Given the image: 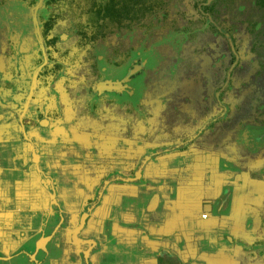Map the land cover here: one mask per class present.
<instances>
[{
    "label": "rangeland",
    "instance_id": "obj_1",
    "mask_svg": "<svg viewBox=\"0 0 264 264\" xmlns=\"http://www.w3.org/2000/svg\"><path fill=\"white\" fill-rule=\"evenodd\" d=\"M47 1L0 0V124L25 129L21 140L30 128L54 129L69 146L64 161L101 157L105 171L116 156L137 164L166 151L218 156L223 174L264 201L263 11L220 5L214 19L183 0L149 31L89 46L93 74L75 36L46 45ZM260 247L244 248L245 264H264Z\"/></svg>",
    "mask_w": 264,
    "mask_h": 264
},
{
    "label": "crops",
    "instance_id": "obj_2",
    "mask_svg": "<svg viewBox=\"0 0 264 264\" xmlns=\"http://www.w3.org/2000/svg\"><path fill=\"white\" fill-rule=\"evenodd\" d=\"M24 130L0 124V264H245L263 242L264 201L218 156H116L105 171L64 161L56 130Z\"/></svg>",
    "mask_w": 264,
    "mask_h": 264
},
{
    "label": "trees",
    "instance_id": "obj_3",
    "mask_svg": "<svg viewBox=\"0 0 264 264\" xmlns=\"http://www.w3.org/2000/svg\"><path fill=\"white\" fill-rule=\"evenodd\" d=\"M182 1L48 0L49 17L44 21L42 36L48 47H57L61 42H65L64 37L68 40L75 36L73 47L85 51L86 59L94 61L92 63L95 68L93 74H96L97 60L91 54V50H88L89 46L100 45L120 32H131L137 28L149 31L156 25L154 20L160 16L164 18V15H170V11ZM196 2L202 5L203 10L210 13L214 19L220 16V5L231 9L234 4L238 3L240 5L251 3L255 9L263 11L264 15V0H214L207 6L204 4L208 0H197ZM257 25L258 22L253 24L254 27ZM172 28L178 29L177 25H173ZM261 223L264 229V208L261 213ZM263 244L264 241L261 245Z\"/></svg>",
    "mask_w": 264,
    "mask_h": 264
},
{
    "label": "water",
    "instance_id": "obj_4",
    "mask_svg": "<svg viewBox=\"0 0 264 264\" xmlns=\"http://www.w3.org/2000/svg\"><path fill=\"white\" fill-rule=\"evenodd\" d=\"M214 0H208V2L206 3V5H209V4H211L212 2H213ZM211 18V17H210ZM139 70V69H138ZM137 71V70H136ZM135 71V72H136ZM46 123V122H45ZM85 218H86V215H84L83 217H82V219H81V225H80V228H81V226H83L84 225V223H85ZM77 230H79V228L77 229Z\"/></svg>",
    "mask_w": 264,
    "mask_h": 264
},
{
    "label": "flooded vegetation",
    "instance_id": "obj_5",
    "mask_svg": "<svg viewBox=\"0 0 264 264\" xmlns=\"http://www.w3.org/2000/svg\"><path fill=\"white\" fill-rule=\"evenodd\" d=\"M24 1H26V0H24ZM210 5V4H209ZM258 142H264V138L263 139H261V140H259ZM262 226V225H261Z\"/></svg>",
    "mask_w": 264,
    "mask_h": 264
},
{
    "label": "built area",
    "instance_id": "obj_6",
    "mask_svg": "<svg viewBox=\"0 0 264 264\" xmlns=\"http://www.w3.org/2000/svg\"><path fill=\"white\" fill-rule=\"evenodd\" d=\"M208 217V215H207V213H205L204 215H203V218H207Z\"/></svg>",
    "mask_w": 264,
    "mask_h": 264
}]
</instances>
